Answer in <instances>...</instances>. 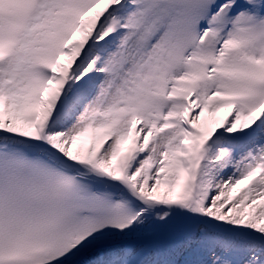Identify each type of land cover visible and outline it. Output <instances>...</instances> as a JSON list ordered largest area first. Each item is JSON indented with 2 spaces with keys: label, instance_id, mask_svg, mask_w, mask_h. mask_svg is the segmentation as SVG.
<instances>
[{
  "label": "snow or ice",
  "instance_id": "snow-or-ice-1",
  "mask_svg": "<svg viewBox=\"0 0 264 264\" xmlns=\"http://www.w3.org/2000/svg\"><path fill=\"white\" fill-rule=\"evenodd\" d=\"M0 264H264V0H0Z\"/></svg>",
  "mask_w": 264,
  "mask_h": 264
}]
</instances>
